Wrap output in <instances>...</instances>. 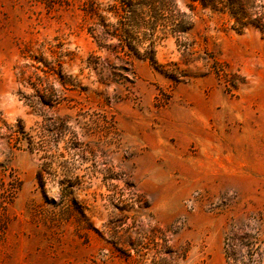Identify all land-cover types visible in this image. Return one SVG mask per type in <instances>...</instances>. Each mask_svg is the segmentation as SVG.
Wrapping results in <instances>:
<instances>
[{"label":"rangeland","instance_id":"1","mask_svg":"<svg viewBox=\"0 0 264 264\" xmlns=\"http://www.w3.org/2000/svg\"><path fill=\"white\" fill-rule=\"evenodd\" d=\"M83 1L0 0V131L33 133L28 97L48 78L69 99L52 111L97 144L67 170L53 158L39 185L43 158L0 138V264H264V34L196 6L194 59L167 37L156 63L132 58V82L105 86Z\"/></svg>","mask_w":264,"mask_h":264},{"label":"trees","instance_id":"2","mask_svg":"<svg viewBox=\"0 0 264 264\" xmlns=\"http://www.w3.org/2000/svg\"><path fill=\"white\" fill-rule=\"evenodd\" d=\"M184 6L182 8L178 0H84L85 30L101 53L87 58L88 66L97 75L96 81L105 86L132 82V58L143 56L156 63L155 44L167 37H173L182 47L186 61L194 59L195 50H192L188 33L194 24L196 6L226 15L231 27L238 32L253 27L264 34V0H186ZM55 64L49 65L48 73L55 75L67 89L69 77L63 73L60 62ZM47 80L39 78V82L33 84L35 93L31 98L27 96L30 105L37 107L41 116L33 133L27 132L20 120L15 125L3 122L5 129L0 131V138H7L9 149L27 143L30 151L43 158L45 162L35 175L39 185L44 184L43 171L52 166L53 158L59 157L57 164L67 170L69 160L66 156L81 154L83 158L87 153L94 157L97 150L96 142L81 141L83 125L78 116L72 118L70 114L58 115L52 111L69 99L64 96V91L54 88V81L49 83ZM59 141H63L62 146H58ZM77 180V176L73 180L66 179V188L70 190L62 197L69 205L76 204L74 196L69 198L73 191L69 187L73 188V182ZM77 212L84 214L81 209Z\"/></svg>","mask_w":264,"mask_h":264},{"label":"crops","instance_id":"3","mask_svg":"<svg viewBox=\"0 0 264 264\" xmlns=\"http://www.w3.org/2000/svg\"><path fill=\"white\" fill-rule=\"evenodd\" d=\"M216 177L218 178V185H221V183L219 182V178H220V177H222L224 180L227 178V177H226V174H225V175H223V174H222V175H219V174H218ZM254 188H256V187H254Z\"/></svg>","mask_w":264,"mask_h":264}]
</instances>
